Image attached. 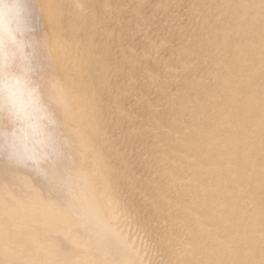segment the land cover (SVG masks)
I'll return each instance as SVG.
<instances>
[{
    "label": "bare ground",
    "instance_id": "obj_1",
    "mask_svg": "<svg viewBox=\"0 0 264 264\" xmlns=\"http://www.w3.org/2000/svg\"><path fill=\"white\" fill-rule=\"evenodd\" d=\"M84 3L54 0L50 23L41 8L37 35L99 97L80 134L130 213L116 231L156 264H264V0ZM64 206L42 178L0 169V264H97Z\"/></svg>",
    "mask_w": 264,
    "mask_h": 264
},
{
    "label": "clouds",
    "instance_id": "obj_2",
    "mask_svg": "<svg viewBox=\"0 0 264 264\" xmlns=\"http://www.w3.org/2000/svg\"><path fill=\"white\" fill-rule=\"evenodd\" d=\"M71 2L76 13L86 12L84 0ZM50 6L49 0H0V169L45 180L90 237L97 264H108L107 230L96 219L108 163L80 134L81 124L100 119L102 105L91 88L73 85L72 63L54 35H37L40 10Z\"/></svg>",
    "mask_w": 264,
    "mask_h": 264
},
{
    "label": "snow or ice",
    "instance_id": "obj_3",
    "mask_svg": "<svg viewBox=\"0 0 264 264\" xmlns=\"http://www.w3.org/2000/svg\"><path fill=\"white\" fill-rule=\"evenodd\" d=\"M50 7H45L46 11H51L53 8L56 9V16H50L51 21L59 19L62 14L61 11L54 6V0H49ZM103 178H104V201L107 202L108 207H100L96 209V219L103 225L107 230V250L111 256L108 264H156L154 260L146 259L154 255L151 246L147 243L144 245L143 254L140 250L135 248H129L127 243L122 239V235L116 231L113 223V217L118 216L119 218L127 219L130 216L128 208L124 204L121 197L117 194L112 182L111 175L113 169L108 164L102 165ZM14 203H7V207H14ZM82 243H92L90 237L87 235L82 236Z\"/></svg>",
    "mask_w": 264,
    "mask_h": 264
}]
</instances>
